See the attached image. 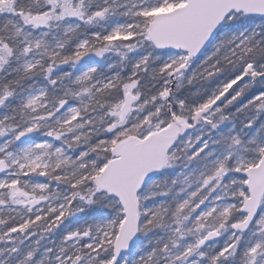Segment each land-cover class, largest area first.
<instances>
[{
    "label": "snow or ice",
    "instance_id": "6c2138e0",
    "mask_svg": "<svg viewBox=\"0 0 264 264\" xmlns=\"http://www.w3.org/2000/svg\"><path fill=\"white\" fill-rule=\"evenodd\" d=\"M0 264H264V0H0Z\"/></svg>",
    "mask_w": 264,
    "mask_h": 264
}]
</instances>
